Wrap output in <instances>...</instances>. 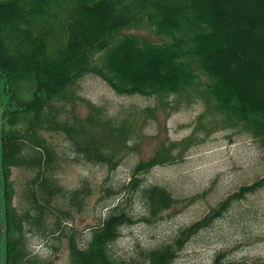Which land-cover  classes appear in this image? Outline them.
Here are the masks:
<instances>
[{"label": "trees", "instance_id": "trees-1", "mask_svg": "<svg viewBox=\"0 0 264 264\" xmlns=\"http://www.w3.org/2000/svg\"><path fill=\"white\" fill-rule=\"evenodd\" d=\"M140 28L151 35L130 32ZM0 73L13 107L5 110L0 124L5 264H35L26 247L25 224L43 225L45 203L62 191L53 179L57 155L41 131L63 132L78 154L112 168L135 131L128 117L91 116L96 123L89 128L76 114L57 108L60 102L75 108L76 85L88 74L101 77L118 94L154 96L165 108L180 103L171 96L187 103L201 99L205 110L198 121L209 124L208 131L242 130L264 146V0H0ZM193 140L189 136L165 144L162 148L173 145L168 155L161 149L160 156L139 161L132 187L139 173L182 158ZM13 167L36 170V190L28 188L34 212L19 215L12 206ZM262 188L264 175L241 185L180 229L173 242L150 250L144 261L116 262L109 256L122 227L134 222L127 210L116 206L93 229L85 247L72 242V264H174L191 238ZM141 195L153 215L178 202L158 184L145 187ZM54 214V224L42 232L57 231L61 239L67 236L68 213ZM245 263L226 259L224 252L213 261Z\"/></svg>", "mask_w": 264, "mask_h": 264}, {"label": "rangeland", "instance_id": "rangeland-1", "mask_svg": "<svg viewBox=\"0 0 264 264\" xmlns=\"http://www.w3.org/2000/svg\"><path fill=\"white\" fill-rule=\"evenodd\" d=\"M221 8L224 10L223 5ZM239 28L236 24L235 29ZM130 32L151 35L144 28ZM76 91L74 109L72 103L61 102L57 103V108L69 116L76 114L89 128L96 123L91 116L118 121L128 117L135 131L127 141L128 146L117 156L118 164L114 168L78 154L63 132L41 131V136L57 155L53 179L62 191L51 204L45 203L43 225L25 224L26 247L36 258L35 264H72V242L79 248L85 247L93 229L116 206L127 210L134 222L122 227L119 238L110 245L109 256L116 262L144 261L150 250L173 242L180 229L204 216L229 193L264 175V146L242 130L216 127L208 131L209 124L198 121L205 110L201 99L187 103L171 96L170 100L177 99L180 103L174 108H165L154 96L118 94L95 74L80 79ZM6 94V79L0 73V124L5 110L13 108ZM149 107H155L153 116L146 112ZM189 136H194V140L182 158L139 173L136 176L139 182L132 187L139 161L147 162L160 156L161 149L168 155L173 145L162 148L163 145L181 143ZM35 174L36 170L29 167L11 169L12 206L19 215L28 210L34 212L28 188L36 190V186H32ZM2 184L0 180V218ZM153 184L166 187L178 199L169 209L155 215L141 195L145 187ZM77 190L79 194L75 193ZM55 209L65 211L69 217L67 236L61 239L57 238L61 235L57 231L42 232L54 224ZM3 226L0 264H5ZM219 252H224L228 260L264 264V188L249 194L209 228L191 238L179 251L174 264H213Z\"/></svg>", "mask_w": 264, "mask_h": 264}, {"label": "water", "instance_id": "water-1", "mask_svg": "<svg viewBox=\"0 0 264 264\" xmlns=\"http://www.w3.org/2000/svg\"><path fill=\"white\" fill-rule=\"evenodd\" d=\"M0 221H1V218H0ZM1 232H2V226H1V222H0V239H1ZM1 251V249H0Z\"/></svg>", "mask_w": 264, "mask_h": 264}]
</instances>
